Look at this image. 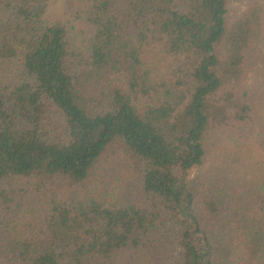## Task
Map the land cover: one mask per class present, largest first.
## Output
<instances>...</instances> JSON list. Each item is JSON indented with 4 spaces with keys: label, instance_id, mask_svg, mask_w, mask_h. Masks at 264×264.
<instances>
[{
    "label": "trees",
    "instance_id": "trees-1",
    "mask_svg": "<svg viewBox=\"0 0 264 264\" xmlns=\"http://www.w3.org/2000/svg\"><path fill=\"white\" fill-rule=\"evenodd\" d=\"M0 264H264V0H0Z\"/></svg>",
    "mask_w": 264,
    "mask_h": 264
},
{
    "label": "rangeland",
    "instance_id": "rangeland-1",
    "mask_svg": "<svg viewBox=\"0 0 264 264\" xmlns=\"http://www.w3.org/2000/svg\"><path fill=\"white\" fill-rule=\"evenodd\" d=\"M57 7H61V4H57L53 9L57 8Z\"/></svg>",
    "mask_w": 264,
    "mask_h": 264
}]
</instances>
